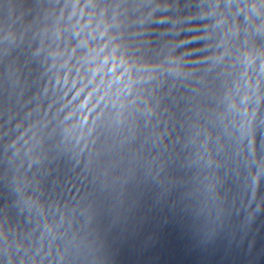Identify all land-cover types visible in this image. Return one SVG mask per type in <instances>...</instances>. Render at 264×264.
I'll use <instances>...</instances> for the list:
<instances>
[{"label":"clouds","instance_id":"clouds-1","mask_svg":"<svg viewBox=\"0 0 264 264\" xmlns=\"http://www.w3.org/2000/svg\"><path fill=\"white\" fill-rule=\"evenodd\" d=\"M39 9L0 24V264H102L143 195L264 209V0Z\"/></svg>","mask_w":264,"mask_h":264}]
</instances>
